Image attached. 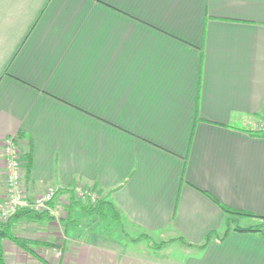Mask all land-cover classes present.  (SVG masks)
Returning a JSON list of instances; mask_svg holds the SVG:
<instances>
[{
  "label": "crops",
  "instance_id": "0c3cea01",
  "mask_svg": "<svg viewBox=\"0 0 264 264\" xmlns=\"http://www.w3.org/2000/svg\"><path fill=\"white\" fill-rule=\"evenodd\" d=\"M263 109L264 0H0V204L14 138L29 199L61 191L66 214L95 186L153 241H84L65 215L58 246L3 241L4 263L264 264V238L216 239L220 206L264 219Z\"/></svg>",
  "mask_w": 264,
  "mask_h": 264
},
{
  "label": "trees",
  "instance_id": "16d2710c",
  "mask_svg": "<svg viewBox=\"0 0 264 264\" xmlns=\"http://www.w3.org/2000/svg\"><path fill=\"white\" fill-rule=\"evenodd\" d=\"M262 113L264 115V109ZM262 122H264V116H263ZM251 135L264 138V130H261V131L255 130L251 132ZM24 159H25V164H26L25 166L26 176L25 177H28L29 172H30V167H31L30 166V163H31L30 154H27ZM83 189H85V187H83ZM86 189L93 193L94 192L93 190H96V187L93 186L92 188H86ZM60 192L61 191H58V193ZM65 192L70 194L71 202L70 204H68L69 207L66 209L67 222L64 223V235L68 233V229H69L68 227H70L69 230H71L79 225L80 216L95 218L97 222H99L103 226H107L109 223L112 224L113 226L115 225V227L117 228V231H119L123 235H126L124 233L121 216L118 210L113 205V203L109 200L108 195H105L104 197H100V198L97 196L95 201L91 202L90 198L79 199L77 196L76 198L74 194L70 192L68 189L65 190ZM53 199L48 204L51 210L53 207ZM220 208L227 216V219L224 223L223 235L221 238H218L216 237L215 234H209L205 238V241L200 246V248L205 247L206 244L213 237H216V239H218L219 241H222L231 232L256 234L264 238V219L263 218L255 217L249 213L235 211V210L226 208L224 206H220ZM74 214L76 215L73 218ZM51 215L52 214L49 211H44V210L43 211H33L29 209H23V210L17 211L14 215H12L5 222H0V264H5L4 259H3L4 258L3 245H2L3 241H9L12 244H14L17 248L24 250V251H29L28 249L32 247L31 245L48 246L49 244L46 245L36 240L18 238L14 235L13 230L18 225H20V223H28V224L42 223L45 221L52 220L53 217ZM243 220H249L253 223H251L248 227H241L240 222ZM73 223L75 224L74 225L75 227L71 226L73 225ZM50 246L53 247L52 245Z\"/></svg>",
  "mask_w": 264,
  "mask_h": 264
},
{
  "label": "rangeland",
  "instance_id": "374dc122",
  "mask_svg": "<svg viewBox=\"0 0 264 264\" xmlns=\"http://www.w3.org/2000/svg\"><path fill=\"white\" fill-rule=\"evenodd\" d=\"M263 116H264L263 113H261L260 117L262 119H263ZM50 190H53V189H50ZM53 191H54V193H53L52 198L56 197L59 194L58 192L56 193V190H53ZM66 199L68 201V204H70V202H71L70 194L66 195ZM56 203H58V202H55V204ZM72 207H74V206H72ZM61 211H62L61 214H59V213L57 214L56 212H54V213H56V215L55 214H54V216L51 215L54 218V219H52L54 224L51 225V228L49 229L50 231L46 230L48 227L47 224L45 225V224H39V223H30V224L20 223V225H18L13 230L14 235L18 238L36 240L38 242H44L45 243V241H46V243L49 245H55V244H53L54 241L60 242V243L63 242V237H64L63 226H62L63 222L61 221L60 217H62V216L64 217L66 214H63V208H61ZM51 214H52V212H51ZM242 222H246L248 225L253 223L251 221L245 220V221H241L240 224ZM246 223H243V224H246ZM79 225H80L79 232L82 233L81 237L83 238L84 241H87L89 239H92V241H99L101 239L107 238V235H108V237H110L112 239L111 241H120V242H124V243H129L131 241V239L134 238V242L135 241L142 242L140 244V246H142L143 249H147L146 247L147 246L149 247V244L153 242L146 235L134 236L132 233L131 234L128 233L130 235H128V234L123 235L119 231H117V228L115 227V225L113 226L112 224L109 223L107 226H103L99 222H97V220L95 218L80 216L79 217ZM53 237H55V238H53ZM152 239H154V241L156 242V238L152 237ZM48 242H52V244H50ZM155 245L158 246L159 243H156ZM31 246H32L31 247L32 251L33 252L38 251L37 252L38 254L42 253V251H45L44 250L45 248H40L39 250H37L38 249L37 247H39V246H34V245H31ZM55 246H58V245H55ZM19 250H21V249H19ZM49 250H50V248H49ZM21 251H24V250H21ZM147 251H149V250L147 249ZM24 253L27 255H31L30 251H24ZM59 253H61V252L58 251V249H55L53 251V257L54 258H51V260H50L48 258V256L45 255L44 253H43L42 258H44V259L46 258V260L49 259L51 263H54L55 258H57V261H58L57 263L59 264V262L62 258V256L57 257V255ZM31 256H33V255H31Z\"/></svg>",
  "mask_w": 264,
  "mask_h": 264
},
{
  "label": "built area",
  "instance_id": "2783aa9c",
  "mask_svg": "<svg viewBox=\"0 0 264 264\" xmlns=\"http://www.w3.org/2000/svg\"><path fill=\"white\" fill-rule=\"evenodd\" d=\"M257 130H264V122H260ZM5 187L7 190L4 201L0 204V222H5L17 211L29 209L33 211H49V202L53 199V190H47L36 198L29 199L22 185L23 154L16 139L10 138L3 142ZM74 192L79 199L90 198L94 202L97 195L77 185ZM61 256V253L57 257Z\"/></svg>",
  "mask_w": 264,
  "mask_h": 264
}]
</instances>
